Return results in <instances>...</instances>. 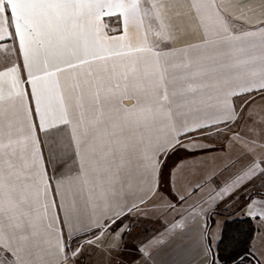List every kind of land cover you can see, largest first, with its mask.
<instances>
[{
    "label": "snow or ice",
    "instance_id": "obj_1",
    "mask_svg": "<svg viewBox=\"0 0 264 264\" xmlns=\"http://www.w3.org/2000/svg\"><path fill=\"white\" fill-rule=\"evenodd\" d=\"M257 94L264 0H0V264L123 256L144 212L172 218L140 256L194 234L203 264H264ZM221 205L253 227L214 236Z\"/></svg>",
    "mask_w": 264,
    "mask_h": 264
},
{
    "label": "crops",
    "instance_id": "obj_2",
    "mask_svg": "<svg viewBox=\"0 0 264 264\" xmlns=\"http://www.w3.org/2000/svg\"><path fill=\"white\" fill-rule=\"evenodd\" d=\"M225 4L229 3V0H223ZM255 2V0H253ZM105 24H108L109 28L116 30L121 27L120 19L118 17H113L111 19L105 18ZM110 34H115L110 33ZM254 108L264 109V100L260 99L258 94L256 98V103ZM244 122L241 121V124ZM205 143L208 144H217L219 141L217 139H209L206 140ZM181 157H184L185 154L181 152L179 154ZM214 156V155H222L221 153H197L199 158H203L204 156ZM175 159V157H174ZM189 179L195 182V177L189 174ZM259 187H264V185H259ZM221 209H223V205H221ZM228 212L234 214L230 215ZM233 216H242L240 211H234L233 209H228L223 211V214H217L215 220L218 222L213 226L212 232L215 235H219L220 229L223 227L224 221ZM171 215L167 217H160V220H157L156 217L152 216L150 212L144 213H137L134 214V217L131 219L132 229L137 227L138 225H146L148 229L146 233L140 236L142 241H146L153 236L160 237V234L164 232V221L171 220ZM149 225V226H148ZM162 240H167V236L160 237ZM195 235L188 234L182 237H179L177 240H172L168 243L161 244L157 247H153L149 249L152 252V259H148L145 256H140L138 254H134L131 258L128 256V262L126 264H133V260L135 264H203L202 258L197 256L196 247L194 245ZM132 242V243H131ZM128 243L129 247L127 250L131 251L132 244H139L135 243V240ZM122 261L119 259L117 262ZM117 262H113L112 264H116ZM99 264V263H98Z\"/></svg>",
    "mask_w": 264,
    "mask_h": 264
},
{
    "label": "rangeland",
    "instance_id": "obj_3",
    "mask_svg": "<svg viewBox=\"0 0 264 264\" xmlns=\"http://www.w3.org/2000/svg\"><path fill=\"white\" fill-rule=\"evenodd\" d=\"M150 214L154 217H157L158 215L154 212H150ZM213 226H215V224ZM147 229L148 227L146 225H138L137 227H134L132 229V235L126 236L125 241L127 243H130L131 241L135 240V243H140L142 241V238L140 239V236L146 233ZM134 254L135 249L133 248L131 249V251L126 249L123 256L118 255L116 253L109 254L107 248H105L104 250L88 248L83 257L82 264H112L113 262H117L119 259L124 261V264H126L125 262H128L129 259L127 257L130 256L131 258Z\"/></svg>",
    "mask_w": 264,
    "mask_h": 264
},
{
    "label": "trees",
    "instance_id": "obj_4",
    "mask_svg": "<svg viewBox=\"0 0 264 264\" xmlns=\"http://www.w3.org/2000/svg\"><path fill=\"white\" fill-rule=\"evenodd\" d=\"M223 210V209H221ZM225 211V210H223ZM231 212H228V214ZM236 217H239L238 219ZM227 224H223L225 234L228 238L231 237H242L244 233L248 232L253 227V223L243 216H233L226 219ZM228 243V240H226Z\"/></svg>",
    "mask_w": 264,
    "mask_h": 264
}]
</instances>
